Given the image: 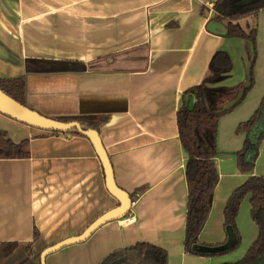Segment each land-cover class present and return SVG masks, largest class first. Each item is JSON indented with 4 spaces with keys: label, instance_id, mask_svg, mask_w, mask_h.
I'll list each match as a JSON object with an SVG mask.
<instances>
[{
    "label": "crops",
    "instance_id": "0c3cea01",
    "mask_svg": "<svg viewBox=\"0 0 264 264\" xmlns=\"http://www.w3.org/2000/svg\"><path fill=\"white\" fill-rule=\"evenodd\" d=\"M215 1L0 0V78L24 76L27 105L46 116L114 122L101 128V138L116 183L133 200L127 216L49 254L46 264H99L115 250L145 242L164 248L167 264H225L243 259L258 238L248 194L238 212L237 248L215 256L184 251L189 199L188 153L178 130L182 94L205 79L220 49L234 62L222 84L246 82L252 54L247 41L223 36ZM257 24L255 83L218 123L219 182L199 233L205 245L227 241L224 208L232 192L250 176L264 177V140L252 171L242 173L237 163L245 135L236 126L264 96V9ZM0 129L15 142L28 138L31 151L0 159V243L30 244L40 254L119 204L89 138L36 129L1 113Z\"/></svg>",
    "mask_w": 264,
    "mask_h": 264
},
{
    "label": "trees",
    "instance_id": "16d2710c",
    "mask_svg": "<svg viewBox=\"0 0 264 264\" xmlns=\"http://www.w3.org/2000/svg\"><path fill=\"white\" fill-rule=\"evenodd\" d=\"M214 19L225 24L224 37H236L251 45L252 54L249 60L248 80L235 85H223L222 82L234 68V62L228 51L217 50L205 75L198 85L183 92L182 104L178 113V130L181 144L188 153L186 162V180L188 182V206L185 228L184 251L194 255L226 254L237 248L241 243V233L237 226L240 206L250 195L254 221L258 226L259 236L251 244L245 257L237 262L225 264H264V177L250 176L247 181L237 187L229 197L225 208V226H231L237 234V241L232 248L217 252L214 255L194 250L199 244V233L206 224L212 208L214 190L218 184L219 173L214 162L218 153L217 137L220 118L229 113L243 100L255 83L254 68L257 56V19L264 0H217L213 3ZM253 16L255 28L242 26L240 20ZM26 81L24 76L0 78V88L12 98L26 103ZM98 117L79 119L84 129L102 128ZM102 120L106 121L104 118ZM71 121V120H70ZM109 124L114 122L107 121ZM103 122V123H107ZM107 126V124H106ZM239 135H245L243 148L237 152V163L242 173H248L256 165L264 140V96L254 114L236 126ZM71 134H80L77 131ZM68 134V133H67ZM29 139L15 142L5 130L0 129V159H21L30 157ZM35 237L38 232L35 231ZM23 244L19 242L0 243L4 256H9ZM26 257L19 264H35L40 261V254L34 255L30 244L24 247ZM168 253L152 243H137L126 248L111 252L99 264H167Z\"/></svg>",
    "mask_w": 264,
    "mask_h": 264
},
{
    "label": "water",
    "instance_id": "95a60500",
    "mask_svg": "<svg viewBox=\"0 0 264 264\" xmlns=\"http://www.w3.org/2000/svg\"><path fill=\"white\" fill-rule=\"evenodd\" d=\"M251 1V0H249ZM0 113L8 117L13 118L16 121H21L31 127L36 129H41L49 132H73L74 130L82 134L83 136L91 140L94 149H96L102 166L105 172V184L108 191L119 201V204L114 208H111L106 213L102 214L92 224L86 228L82 233L75 235L73 237H68L63 240L58 241L57 244L48 246L44 248L40 253V264H46V259L49 254L57 252L59 249L65 248L67 246L76 245L77 243H82L90 238L95 230H97L102 225L116 219H121L129 213L131 206L133 204L132 197L130 193L121 188L115 181L113 166L111 165L110 156L103 145L101 138V132L98 129L90 128L84 129L81 122L77 119L73 121H66L59 119L57 117L52 118L42 114L29 107L23 102L12 98L3 89L0 88ZM107 124V126H106ZM113 124V123H112ZM109 124L102 123V128L108 127ZM226 233H228V239L222 244H217L215 246L197 244L194 247L195 251L201 253L215 254L217 252H222L224 250L232 248V246L237 241V234L234 232L233 227L227 226Z\"/></svg>",
    "mask_w": 264,
    "mask_h": 264
},
{
    "label": "rangeland",
    "instance_id": "374dc122",
    "mask_svg": "<svg viewBox=\"0 0 264 264\" xmlns=\"http://www.w3.org/2000/svg\"><path fill=\"white\" fill-rule=\"evenodd\" d=\"M239 23L242 24L243 27L246 26L247 24H249L250 25L249 31L254 29L255 26H256L255 19H254L253 16H250L249 18L242 19V20L239 21ZM7 78H15V77L14 76H10V77H7ZM61 119L62 120H66V121H70V120L73 121L72 119H63V118H61ZM59 133H61V132H59ZM64 133L71 134L70 132H64ZM25 245L26 244H23L22 247H24ZM22 247L17 249L14 253H12L9 256H4L3 252L0 250V264H19L21 261H23L24 258L26 257V253H25V249H23ZM32 252H33V250H32ZM33 254L34 255H39V253H37V254L33 253Z\"/></svg>",
    "mask_w": 264,
    "mask_h": 264
}]
</instances>
